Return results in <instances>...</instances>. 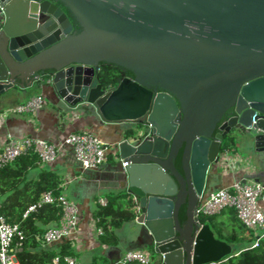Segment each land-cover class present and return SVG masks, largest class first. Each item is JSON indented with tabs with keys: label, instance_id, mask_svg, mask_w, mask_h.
<instances>
[{
	"label": "water",
	"instance_id": "95a60500",
	"mask_svg": "<svg viewBox=\"0 0 264 264\" xmlns=\"http://www.w3.org/2000/svg\"><path fill=\"white\" fill-rule=\"evenodd\" d=\"M0 22V96L48 77L69 107L133 124L113 174L133 196L157 264L235 255L197 211L228 134L254 130L264 151V0H0ZM101 62L135 77L107 89Z\"/></svg>",
	"mask_w": 264,
	"mask_h": 264
},
{
	"label": "crops",
	"instance_id": "0c3cea01",
	"mask_svg": "<svg viewBox=\"0 0 264 264\" xmlns=\"http://www.w3.org/2000/svg\"><path fill=\"white\" fill-rule=\"evenodd\" d=\"M47 79L48 77L40 79L25 89L17 87L10 89L0 96V150L10 138L37 136L54 143H60L69 133L82 130L96 133L107 143L117 144L123 139L125 132L133 127V124L130 123L102 121L93 106L69 107L61 101ZM38 95L43 96L45 105L36 115L11 111L17 105ZM76 113L79 114L77 119L73 117ZM254 148L258 152L255 159L257 161L259 159L261 163L258 164L264 167L262 164L264 151H257L255 144ZM249 155L252 157L251 154ZM229 156L248 159V156L240 151L229 154ZM115 165V160L109 157L108 161L99 169L84 170L75 161L69 150L63 152L55 162L47 165L38 164L29 170L27 175L29 180H37L44 168L55 171L61 180L60 186L63 194L79 209L78 229L72 234V237L65 238L60 243L43 247L58 250L63 243L71 242L79 264H114L127 251L131 250L149 252L153 255V263H158V258L153 254L151 236L146 227L137 219L125 222L116 229L118 238L116 244L103 243L100 235L97 234L93 213L100 207V198L107 199L108 194L128 191L115 179L113 174ZM252 165H254L253 162ZM255 170V167H252L248 176L264 182V171L258 170L256 173ZM241 177V172L228 171L220 165L214 166L209 173L206 192L209 193L228 186ZM228 213L229 211L224 212L221 217L228 219ZM231 245L236 253V246Z\"/></svg>",
	"mask_w": 264,
	"mask_h": 264
},
{
	"label": "trees",
	"instance_id": "16d2710c",
	"mask_svg": "<svg viewBox=\"0 0 264 264\" xmlns=\"http://www.w3.org/2000/svg\"><path fill=\"white\" fill-rule=\"evenodd\" d=\"M58 4L69 15L75 31L80 32L82 27L72 12L61 1ZM97 77L105 88L110 89L116 87L123 78H134L135 75L123 67L101 62ZM130 133L131 130H128L125 135ZM236 145V136L230 133L225 137L222 152H234ZM38 161V156L26 154L0 168V215L11 224H18L25 235L23 245L16 249L20 264H52L57 255L60 256V264H67L65 257L75 256L71 242L63 243L58 250H50L43 247L38 238L59 223L62 209L55 204L43 203L35 211L25 215L31 205L39 202L44 192L52 191L57 195L63 193L61 180L53 170L44 168L37 180L27 178L29 170L37 166ZM176 163L180 166V160ZM228 211V219L222 218L221 215ZM186 212L185 203L179 211L181 223L187 218ZM93 217L97 227L103 231L100 235L101 241L113 245L118 241L116 229L125 222L134 221L138 212L133 196L128 191H121L118 194H108L107 204L100 205L94 211ZM199 221L209 225L218 239L236 246L235 255L215 264H264V239L260 240L258 246L251 247L256 239L255 233L242 224L233 208H226L215 215H200Z\"/></svg>",
	"mask_w": 264,
	"mask_h": 264
},
{
	"label": "built area",
	"instance_id": "2783aa9c",
	"mask_svg": "<svg viewBox=\"0 0 264 264\" xmlns=\"http://www.w3.org/2000/svg\"><path fill=\"white\" fill-rule=\"evenodd\" d=\"M1 24V22H0ZM45 105L43 96L38 95L17 105L11 111L36 115ZM7 114V113H6ZM76 113L73 117L78 118ZM258 113L253 116L252 124L258 121ZM119 143V142H118ZM118 143L103 141L96 133L88 130L69 133L62 142L54 143L37 136L10 138L0 150V168L26 154L38 156L41 165L51 164L66 151H71L75 161L84 170H96L105 164L109 157L115 162L119 159ZM229 150L223 152L220 166L228 171L241 172L242 177L232 184L217 190L206 192L200 197L198 216L215 215L226 208H233L239 220L255 233L256 239L251 247L258 246L264 239V182L249 177V170L255 167L250 161L239 156H229ZM123 162V166H126ZM43 203L55 204L62 209L61 218L56 226L38 236L43 246L60 243L72 237L78 229L79 209L63 193L44 192L38 203L31 205L25 215L35 211ZM100 205H106L107 199L100 198ZM98 235L102 229L96 227ZM25 235L18 224L9 223L0 215V264H20L16 249L24 243ZM67 264H79L75 256L65 257ZM52 264H60V256L54 257ZM114 264H153V255L141 250L127 251Z\"/></svg>",
	"mask_w": 264,
	"mask_h": 264
},
{
	"label": "rangeland",
	"instance_id": "374dc122",
	"mask_svg": "<svg viewBox=\"0 0 264 264\" xmlns=\"http://www.w3.org/2000/svg\"><path fill=\"white\" fill-rule=\"evenodd\" d=\"M233 135L236 136V142H237L236 150L237 151H240L245 156H248V159H244V161L245 160H248V161H250V163L253 162V164L255 166V169H256L255 170L256 173H257L258 170L264 171V167H262V166H260L258 164V163H261V161H259V159H258V161L255 159L256 158L255 155H258V152H256V150L254 148V143L255 142L253 141V138H254V135H255V131L254 130H251V129H245V128H243L242 130H238L235 133H233ZM236 152L234 151V152H231L230 154H234ZM249 154H251V156L253 158L252 157H249L250 156ZM263 162L264 161H262V164L264 165Z\"/></svg>",
	"mask_w": 264,
	"mask_h": 264
},
{
	"label": "flooded vegetation",
	"instance_id": "af4514ba",
	"mask_svg": "<svg viewBox=\"0 0 264 264\" xmlns=\"http://www.w3.org/2000/svg\"><path fill=\"white\" fill-rule=\"evenodd\" d=\"M235 115H236V109H235V106H233V107H231V108L227 111L226 119H229V118H231V117H234ZM242 129H243V128H240L239 130H242ZM217 132H218V130H216L215 133H217ZM231 133H234V131L231 132ZM179 158H180V154H179V156H178V158H177V161L180 160ZM182 205H183V204H182Z\"/></svg>",
	"mask_w": 264,
	"mask_h": 264
}]
</instances>
